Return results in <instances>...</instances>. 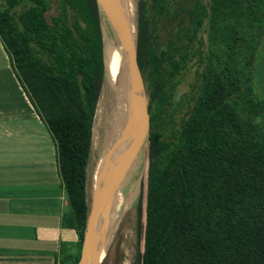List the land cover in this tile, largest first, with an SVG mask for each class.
I'll return each instance as SVG.
<instances>
[{
	"label": "trees",
	"instance_id": "obj_1",
	"mask_svg": "<svg viewBox=\"0 0 264 264\" xmlns=\"http://www.w3.org/2000/svg\"><path fill=\"white\" fill-rule=\"evenodd\" d=\"M31 1L39 8L30 5L16 17L8 6L0 7V43L55 147L67 204L60 223L76 239L70 248L61 243L53 264H75L104 74L99 12L95 0H56L47 18L49 3ZM136 5L135 51L149 129L144 188L136 198L141 251L133 264H264V97L250 72L264 38V0ZM162 14L187 23L168 30L160 42L156 27ZM205 22L197 92L184 115L165 119L171 96L164 87L174 82L189 49L193 53L189 44L201 43ZM167 131L170 136L161 138Z\"/></svg>",
	"mask_w": 264,
	"mask_h": 264
},
{
	"label": "crops",
	"instance_id": "obj_2",
	"mask_svg": "<svg viewBox=\"0 0 264 264\" xmlns=\"http://www.w3.org/2000/svg\"><path fill=\"white\" fill-rule=\"evenodd\" d=\"M255 84L264 97V70ZM66 207L54 143L0 43V264H53L61 243L76 239L60 223Z\"/></svg>",
	"mask_w": 264,
	"mask_h": 264
},
{
	"label": "rangeland",
	"instance_id": "obj_3",
	"mask_svg": "<svg viewBox=\"0 0 264 264\" xmlns=\"http://www.w3.org/2000/svg\"><path fill=\"white\" fill-rule=\"evenodd\" d=\"M46 1L49 3V6L44 13L45 16L48 18V15L50 13L56 11L55 9L56 0H46ZM34 4L37 8H39V6L31 0H16L11 5L7 4L6 0H0V7L8 6V9L10 13H12L13 17H16L19 12H21L28 6ZM146 6H148V2H146ZM136 7H137L136 0H130L129 12L132 20L131 22L133 27V34L135 35V37H136V28H135ZM99 23L101 30L104 74L102 77L100 91L94 109L90 150L85 167V197L87 199L88 204H89L90 192H91L90 174L92 170L95 169L99 159H101L106 147L109 145L108 141L104 143L103 136L99 137L98 130L103 120H107L108 117L112 113H115L116 110L115 107L116 102L114 98L115 92L112 83L106 74L105 65H104V54H103V46L105 40L108 37L113 38V35L110 24L102 12H100L99 15ZM186 23L187 20L185 17L183 18V21H181L179 20L178 17L173 18L168 14H162L156 27V33H157L156 39L162 42L163 40H165L166 33L168 30L174 32L176 28H178L181 25H185ZM205 27H206V22L202 25L201 29L198 32V36L201 38V43L195 41L189 44V48H192L193 53H191V49H189L188 54L190 53V55L185 61L184 66L174 76L173 78L174 82L173 83L170 82L164 87L165 92L170 94L171 96V104L166 108V112L164 115L165 119L171 117L177 118L179 116L184 115L187 109L190 107L193 98L197 92V83L201 78L202 71L204 69V64H203L204 62L203 60H201V57L203 56L206 50ZM261 43H262V39H261ZM261 43L258 50L256 49L253 58V63L250 69L255 90L258 89V87H256L255 84V78L257 72L258 71L262 72L264 70V65L259 63V57L262 52V49L264 48V38H263V43L262 44ZM39 55L42 56V53H39ZM145 98L147 102L146 93H145ZM119 100H123V99L119 98ZM121 106H122V101H119V107L121 108ZM121 111L122 110L119 109L120 115H121ZM124 117L123 119L120 117L121 121L123 122L121 126V131H123L127 127ZM134 121H135V128H137V122L135 119ZM171 125L172 123L170 122L166 124L167 127ZM93 128L94 129L97 128L98 139L96 141L92 140ZM121 131H119L118 134ZM135 136H136V129H135ZM169 136H170V132L167 131L163 136L160 137L168 138ZM123 145L121 146L122 150H123ZM138 158L139 161L135 163V169L131 174L132 176L129 179V183H127V190L122 196L123 198L126 197V204L124 203L125 205H123L124 207L119 213V216L115 222L114 229L112 230L109 242L106 245V249L104 250L102 259L98 262V264H133L137 250H139V252L141 251L142 238L138 239V232H137L138 214L136 209V198L138 193H141V191H143L146 172H145V168H143L144 167L143 156L139 155ZM145 166H146V161H145Z\"/></svg>",
	"mask_w": 264,
	"mask_h": 264
},
{
	"label": "water",
	"instance_id": "obj_4",
	"mask_svg": "<svg viewBox=\"0 0 264 264\" xmlns=\"http://www.w3.org/2000/svg\"><path fill=\"white\" fill-rule=\"evenodd\" d=\"M98 12H102L108 20L113 38L120 46L125 64L126 77H131L139 101L141 116L140 139L136 155L146 156L148 142V113L144 86L136 60L135 35L127 0H95ZM127 120H134L129 116ZM129 124L106 147L102 155V164L99 166L93 181L89 204L85 217L79 256L75 264H98L100 252L104 244L105 222L113 201L114 192L124 177V173L133 162L134 157H128V150L121 146L132 131ZM146 145V150H145ZM138 158V157H137ZM130 164V165H129ZM128 165V166H127Z\"/></svg>",
	"mask_w": 264,
	"mask_h": 264
},
{
	"label": "bare ground",
	"instance_id": "obj_5",
	"mask_svg": "<svg viewBox=\"0 0 264 264\" xmlns=\"http://www.w3.org/2000/svg\"><path fill=\"white\" fill-rule=\"evenodd\" d=\"M127 1H128V7L130 9V0ZM103 54H104V65H105L106 74L109 77L115 92L114 98L116 102V106H115L116 110L115 113H112L107 120H103V122L101 123L98 130L99 137L103 136L104 143L107 141L110 143L114 138L118 136V132L121 131V126L123 122L121 121L120 117L123 119V117L125 116L124 119L126 122V126H129V124H131L133 125V129L125 139L123 145V151L128 150L127 156L134 158L132 164L131 165L129 164L130 165V167H128L129 169L125 171L123 179L120 181L119 185L117 186L114 192L111 208L105 222L104 244H103V249L100 252L99 261L102 259L104 250L106 249V245L109 242L112 230L114 229L115 222L119 216V213L123 209L124 207L123 205L126 204V197L123 198L122 196L127 190V183H129V179L132 176L131 174L135 169V163L139 161V158H137L138 156L135 153L141 134L140 132L141 116L139 114L138 97L134 89L135 87L131 81V77L128 78L126 77L125 64L121 54L120 46L115 42L113 38L108 37L105 40L103 46ZM119 98H122L123 100H119ZM119 101H122L121 108L119 107ZM119 109L122 110L121 115L119 113ZM131 115L137 122V128H135L134 120H127V118ZM97 128L96 129L93 128V136H92L93 141L94 140L96 141L98 139ZM135 129H136V136H135ZM145 150H146V145H145ZM145 161H146V156L143 155V162H144L143 168H145ZM102 162L103 160L99 159L95 169H93L90 174V181H91L90 187H92L93 181L96 176V172L99 166L102 164Z\"/></svg>",
	"mask_w": 264,
	"mask_h": 264
}]
</instances>
